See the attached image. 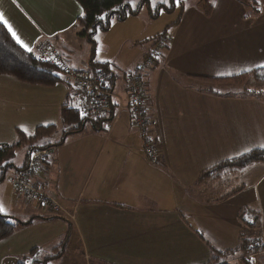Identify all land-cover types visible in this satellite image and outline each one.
Masks as SVG:
<instances>
[{"label":"crops","instance_id":"1","mask_svg":"<svg viewBox=\"0 0 264 264\" xmlns=\"http://www.w3.org/2000/svg\"><path fill=\"white\" fill-rule=\"evenodd\" d=\"M222 2L234 3L242 13L233 22H222L228 23L231 34L216 23L219 6H224L219 1L208 18L194 6L184 5L176 12L174 5L168 16L176 18L160 33L171 35L172 45L162 51L156 68L146 72L144 85L151 120L149 139L157 142L159 151L155 162L144 158L142 140L127 110L119 113L108 133L85 125L83 130L65 135L62 105L77 106L78 93H71L66 83L45 87L0 76V145L15 142L17 131L32 136L38 128H46L37 146L50 150L46 161L50 170L41 172L35 182L61 208L58 215L39 219V205L14 193L13 198L9 185L1 183L2 213L32 222L0 242V264H16L33 251L30 262H54L59 250L63 257L69 241L75 246L73 257H81L84 264H218L211 263L218 252L236 248L243 241L239 219L245 212L258 214L263 221L264 163L199 181L204 171L223 161L264 149V100L236 97L206 85L264 68L260 66L264 65V0ZM51 3L0 0V13L27 46L21 47L30 48L33 54L37 44L51 40L74 69L87 72L90 60L108 64L97 56L99 32L93 36V52L78 38L82 10L74 0ZM139 15L145 20L139 11L128 17L133 19L130 22L127 18L113 23V47L118 41L143 42L135 64L125 71L112 68L118 75L114 78L116 94L123 100V74L134 70L151 49V41L160 35L141 37L135 20ZM59 19L63 20L61 28L51 24ZM149 20H145L147 25H151ZM63 36L78 43L82 53L66 52L64 42L59 43ZM102 44L106 45L103 40ZM29 154L16 169L25 166ZM13 174L10 171L6 178ZM222 177L234 180L232 191L239 188L224 200L232 191H211L213 180L219 183ZM196 186L200 189L190 193ZM11 209L20 213L13 214ZM35 216L37 219L32 218ZM240 256L222 263L234 264L232 261L243 258Z\"/></svg>","mask_w":264,"mask_h":264},{"label":"trees","instance_id":"2","mask_svg":"<svg viewBox=\"0 0 264 264\" xmlns=\"http://www.w3.org/2000/svg\"><path fill=\"white\" fill-rule=\"evenodd\" d=\"M142 1H145V3L147 4L145 3L138 4L136 7V10L132 11L131 8H129L128 4H126L125 0H74V2L80 7L83 13V15H81L78 18V23H77V26L79 28L78 37L81 39H84L88 43V45L91 46L92 52H93V48L95 44L93 36L98 32H103L107 30L109 20L114 19L116 21L121 22L127 19L128 17H132V16L135 17L136 15H138L142 7H146L149 10V16L154 19L155 15L151 11V8H150L151 5L148 4L147 0H142ZM208 4H212V3H208ZM174 5L176 4L171 5L170 11L173 10ZM157 6H158V9L160 10L163 9L160 4H158ZM211 9H212L211 5H206L204 8V13L208 15ZM163 10L168 11V9H163ZM158 11L159 10H157V12ZM104 14H107V15L105 16L103 20L98 18ZM164 37L166 36L163 35L162 33L158 35L154 39V41L155 40L161 41L162 38ZM152 52L153 51H151V53ZM147 55L149 54H146L144 58ZM156 55H157V58L155 60L157 61L160 54H156ZM156 61H154V64L152 67H154ZM96 71L102 72L104 75L108 76L112 80V82H114L115 77L112 74L111 68L109 67L108 64H98V63L93 62V60H90L89 64H87V73L90 75ZM57 73H59V75H57ZM0 75L10 76L16 79L17 81L25 83V84L39 85V86H45V87H52L57 84H65L64 76L55 66L47 62L39 60L35 54L23 49L20 45H18L16 41L12 38L11 34L8 32V30L4 27V25L1 22H0ZM126 76H125V82H126ZM224 81H230L236 85L238 83H246L245 85L239 86L238 89L235 88L236 90L233 89V91L230 92L231 93L230 95H234L236 97L256 98V99L264 100V68H256L248 72L240 73L234 77L227 78ZM250 84H255L257 86L255 87ZM206 85L209 88L213 86L212 84H206ZM66 86L71 91V93H78L69 84H67ZM144 89H145V86L143 85V90ZM145 97H146V94H145ZM146 100H147V97H146ZM147 104H148V100H147ZM147 104H146V108H147ZM116 108L117 106L115 104H111L109 112H108V116L106 118L101 119L98 122L96 121L93 122L85 117L81 118L78 105L71 106V104L65 103L62 105V109H61V120L67 129L77 126L83 130V127L85 125H90L95 130L106 131V125L109 122H111L112 117L114 113L116 112ZM81 129L73 131V132L65 133V135L79 132ZM46 132H47L46 128H38V130L36 131V133H34V135L26 136L24 135L23 132L19 131L20 143L18 140V142L15 144H11V145L1 144L0 145V184L6 178V174L10 171L9 170L10 165H11L10 162L12 161L14 157L15 150H17L19 147L28 146L27 147L28 152H26V156L30 153V151L32 153L39 149H47V147H39V146L37 147L36 145H34L40 139H42V137L46 134ZM154 143L157 144L156 141H154ZM48 151L50 152V150ZM27 163H28V160L25 166L19 169H15L16 172H14V174L11 176L12 177L11 179H13L21 170H23L26 167ZM256 163H264V149H255L253 151L240 155L231 160L223 161L217 164L216 166L210 168L209 170L204 171L201 174L199 181L201 182L207 179H215L217 177H220V175H223L225 172L227 173L235 172L239 169L246 170L247 168L253 165H256ZM237 190H239V188ZM237 190L230 192L229 194L224 196L221 200L228 198L229 196L234 194V192H236ZM217 201H220V200H217ZM27 202H30L35 205L37 204L43 208V204H42L43 202L36 203L30 200H27ZM45 209H48V208L45 207ZM248 212L247 214L252 215V213H248ZM9 220H10L9 218L7 219L6 217L3 216V214L0 213V233L3 232V234L0 235V241H2V239L7 237L8 234L10 233L12 234L16 226L23 225L17 222L13 224V222ZM13 221L15 222V220ZM27 224L28 223H24V226H27ZM263 250H264V237L263 239L260 237H256V240L252 241L250 246L248 247L243 246V250L241 249V252H240L241 253L240 257L243 256L242 259H245L246 257H249L251 254H255L258 251H263ZM60 253L61 251L59 250L56 257ZM238 255H234V257ZM46 261L47 260L44 259V261L37 262L36 264H45ZM245 261L246 263L248 262L246 259ZM217 263L227 264V263H222V262L219 263V261ZM18 264H28V263L26 262L23 263L21 261Z\"/></svg>","mask_w":264,"mask_h":264},{"label":"rangeland","instance_id":"3","mask_svg":"<svg viewBox=\"0 0 264 264\" xmlns=\"http://www.w3.org/2000/svg\"><path fill=\"white\" fill-rule=\"evenodd\" d=\"M147 1H148V4L151 5L150 8H151L152 13L155 15V18L153 19V18H151L149 16V10L146 7H142L140 9V11L142 12L145 20H149L148 18H150L149 22H151L150 23L151 25H147V23L143 19L142 15L137 16L136 17L137 19H135V20H137V22H138V25H139V32L138 33H140L141 37H145V35H151L150 37L152 38L153 36H155L157 34H160L163 31L165 25H167L170 21H173L176 18V16H168L169 12H170V9H171V5L172 4H176V2H175V0H167V3H161V0H155V4H153L152 0H147ZM216 1H219L218 4H223L224 5V6H222V5L219 6L218 12L216 14V17H217L216 23L219 24L220 29L224 30V32L226 34H231V31H229L230 26L228 25V23L227 24H222V22L224 21V19H229L231 22H233V21H235L236 18H238L242 14L239 9H236L234 7V3H233V5L230 4V3L226 4V3H223L222 0H180L179 6L176 5L177 6L176 12H178V7H180V9H182L184 7V5H189L190 7L194 6L196 8L201 9L203 14H204V16L206 18H208V17L212 16V13L214 11L213 6L215 5L214 3ZM244 1L248 2L246 4H253V3H251L252 0H244ZM24 2H26V4H50L52 2V0H24ZM144 3H145V1L136 0V5L144 4ZM208 3H212V4H208ZM237 3L240 4L241 2L238 1ZM126 4H128L129 8H131L132 11L136 10L137 6L135 8H133L129 3H126ZM145 4H147V3H145ZM158 4H160L163 9H168V11L167 10H163V9H161V10L158 9V6H157ZM218 4H217V6H218ZM206 5H211L212 6V9H211V11H210V13L208 15H206L204 13V8H205ZM157 10H159V11L157 12ZM183 14L184 13H182L181 15H183ZM181 15H180V17H181ZM49 16H50L51 20L54 19L52 12H50ZM165 16H167V17H165ZM164 18H166L165 21H163ZM61 19L56 20L54 22L51 21V24L56 23L57 26L59 28H61L62 27V23H63L62 22L63 20H61ZM130 20H133V19L128 18L126 22H130ZM114 22L116 23V22H119V21H116L114 19L109 20V24H108L107 30L98 33L99 36H100V39H99V43H97V48H98L97 56L99 58L103 59V63L106 62V63L109 64V67L111 68L112 74L114 75L115 79L117 80L118 75L116 74V72L112 68L116 66L118 69L125 71V69L128 66H131V65L135 64L138 61V59H139V53L141 52L140 45L143 42L138 41V42H133L131 44H125V42L118 41L117 44L114 45V47H113L114 41L112 40V36H114V34H113V23ZM210 26L215 27V24H211ZM201 29L202 30H206L207 26H202ZM208 29H212V28L210 27ZM148 31H150L151 34H146V32H148ZM74 34H75V32H74ZM165 34L166 33L164 32L163 35H165ZM166 35L167 36H166L165 41L164 40H161V41L152 40V47L145 54H151V51H153V53H158L161 56L162 51H164V50L167 51L168 47L172 45V39L173 38H172L171 35L170 36L168 34H166ZM160 37H162V36H160ZM228 38L229 37L227 36L226 39H228ZM142 39H145V38H142ZM147 39H149V38H147ZM102 40L106 43V45L102 44ZM62 42H64V44L66 45V47H65L66 50H67L66 52H68V51H70V49H72V50L76 51L77 54L82 53V49L80 48V45L78 43H75L74 41H72V39L68 40V39H65L64 36H63L62 37V41H60L59 43H62ZM79 42L82 43L83 46H85L84 41H79ZM16 43H17V41H16ZM148 43H149V41H148ZM17 44L20 45L19 43H17ZM61 49H62V47H61ZM237 52H238V50H237ZM63 54L67 57V55L65 53H63ZM160 56H159V59H160ZM91 58H92V56H91ZM159 59L157 61L155 60L156 62H155L154 68H156V66L158 65ZM219 59L223 60V56L221 54L219 55ZM96 60H98V59L95 57V61ZM143 60H144V57L142 58V60L140 61V63L136 67H139V65L143 62ZM136 67L134 69H136ZM151 69H152V67L149 70H151ZM149 70H147V71H149ZM80 71L83 72V70H80ZM118 73H123V72L118 71ZM127 74L125 72L123 74V76L127 75ZM146 74L144 76H142L144 85L146 83V79H145L146 78ZM0 76H3V75H0ZM4 76H7V75H4ZM183 77H184V79H188L187 76H183ZM195 81L199 82V80H195ZM206 84H209V83L206 82ZM245 84L246 83H238L236 85V84H233L230 81H222V82L219 81V82H216V84L214 83L212 85L217 88V91L230 93V92L233 91V89L236 90L235 88L238 89L239 86H242V85H245ZM250 85H253L255 87L257 86L255 84H250ZM125 90H126V84H125V87H124V91ZM125 97H126V95H125ZM86 127L91 128L90 125H86ZM79 129H81V128H79L77 126L71 127L70 129L66 128L65 129L66 130L65 133L73 132V131H76V130H79ZM50 132H52V130H50L48 133H50ZM106 132L108 133L107 130H106ZM137 132H138V134H139V136H140V138L142 140V143H144V137H142L143 134H140L139 131H137ZM18 140H19V143H20L19 131L16 132V141L11 143V144L17 143ZM50 140L54 141L53 138L50 139ZM40 141H38L37 143H39ZM37 143L34 144V145H36V146L39 145ZM27 147L21 146L17 150H15V154H14V157H13L12 161L10 162L11 165H10V168H9V170L12 171L13 173H14V170L16 169L15 166L21 164L24 161V157H25L26 152H27ZM142 152L145 153V150L143 149V145H142ZM144 158H147V156H145ZM48 159H49V155L46 157V161ZM158 161H160V158H159ZM41 168L45 172L50 170V167H46V166H42ZM29 177H33L32 180H34V183L38 184L37 182H35L36 178L39 177V175L37 173H35L34 176L30 174ZM11 178L12 177L5 178L2 181V184L5 181L9 185L8 187L13 191V192L11 191V196L14 198V197H16L14 194H16V195L21 196V197L25 198L26 200H28L29 197L27 195L22 194L18 188H17V191L15 190V188H14L15 186L12 184V181H11L12 179ZM222 179H223V181H221L219 183H215V181L213 180L214 185H213V187L211 189L212 192L213 191H218V190H220L222 188H224V189L227 188L230 191H232L234 189V180L233 179H227V178H224V177H222ZM39 185L41 186L40 187L41 191H43L46 194V192L44 191L43 185L41 183H39ZM199 189H200V187L196 186V187L190 189L189 191H190V193H196ZM48 198L50 199L47 202V203L50 202V204L48 205L49 208L48 209H43L41 206H39V208H38L39 212H37V214L39 215V217H38L39 219H43V218H48L49 219V218L52 217L50 215H58V213L61 211V208L59 207V205L54 200H52L50 196H48ZM25 199H23V200H25ZM11 210H12L13 214L14 213H16V214L20 213V212H18L16 210H13V209H11ZM0 213L3 214V216L6 217L7 219L9 218L10 219L9 221L13 222V224H15L16 222L23 224L22 226H19V225L16 226V228H14L15 229L14 232L12 234L11 233L8 234V236L5 237L4 239H2V241L9 239L10 237L14 236L17 232H19L20 230L24 229V223H26L25 220L27 218L24 219V220H21V219L18 218L19 216H17V215L15 216V214L13 216V215H6V214H4L2 212H0ZM246 213L247 212H245L243 215L245 217H247V219H245V217L239 219V221H241V219H242V221H241L242 228H241V232L239 234V237L242 236L243 241L242 242L240 241V243H237L236 248L231 247L229 250H225V251H223L224 249H222V251L218 252V254L215 256L214 260L213 259L211 260V263L218 262V261H219V263H221L224 259H230V258L234 257V255H238L241 252V249L243 250V246H245V247L250 246L252 241L256 240V237H260V238L263 239V237H264V218H263V221H261L259 219V217L256 216L258 214L252 213V215H249V214H246ZM32 218H36L37 219L36 216L32 217ZM13 220H15V222ZM31 220L29 222H27L28 223L27 225L31 224V222H32ZM2 234H3V232L0 233V235H2ZM70 242L71 241L68 242V246L66 247V250L64 252L65 254L63 255V257H61V253H60L57 257H55V259L56 258L57 259L54 262H51V260H49L45 264H52V263L53 264H84V262L82 261L81 257H79V256L77 258L73 257L75 255V246L73 244H70ZM31 253H35V252L33 251ZM31 253L27 254L25 257L23 256L21 261L23 263L26 262V263L29 264L28 261H29V259H31V256H32ZM33 257H36V256H33ZM232 259H234V258H232ZM245 259L248 261L247 263H246ZM245 259H241V260L237 259V261L234 260L232 262L234 264L235 263H239V264H264V250L263 251H258L255 254H251L250 257H246ZM37 262H42V261H38V260H35L33 262L31 261L32 264H36ZM18 263L19 262H17L16 264H18Z\"/></svg>","mask_w":264,"mask_h":264},{"label":"built area","instance_id":"4","mask_svg":"<svg viewBox=\"0 0 264 264\" xmlns=\"http://www.w3.org/2000/svg\"><path fill=\"white\" fill-rule=\"evenodd\" d=\"M39 51L43 53V61L50 62L57 65L64 72L66 80L80 92L79 95V111L86 113L84 116L93 121H100L106 118L111 104L118 106L119 110L123 107L121 99L114 93L111 81L97 72L92 78L87 77L83 72L72 71L68 65L63 61L60 53L56 47L49 41H42L37 45V54L40 58ZM153 57H145L138 69L127 75L126 96L128 100V110L131 115L132 125L143 134L142 131L149 126V121L146 118V97L143 90L141 76L146 74V71L153 65ZM116 115L114 116V119ZM114 119L106 126L109 131L112 127ZM145 154L151 161H156L159 157L158 147L155 144L147 145L144 143ZM48 149L37 153H31L28 157L29 165L16 178L12 179V184L24 195L33 198L38 202H48V196L41 191V186L34 183L31 175H35L37 168L46 166V158ZM52 199V198H51ZM50 204V202L48 203Z\"/></svg>","mask_w":264,"mask_h":264},{"label":"bare ground","instance_id":"5","mask_svg":"<svg viewBox=\"0 0 264 264\" xmlns=\"http://www.w3.org/2000/svg\"><path fill=\"white\" fill-rule=\"evenodd\" d=\"M165 39H166V37H164V38H162V40H164L165 41ZM169 39V38H168ZM44 41H49V42H51L55 47H56V49L58 50V48H57V46L53 43V41H51V40H44ZM38 45V44H37ZM58 52H59V50H58ZM60 53V52H59ZM35 54H36V56L38 57V54H37V46L35 47ZM156 54H158V53H151V54H149V55H147L146 57H153V59H154V61H155V59L157 58V55ZM39 55H40V58L38 57V59L39 60H41V61H43L42 60V56L44 55L43 53H41L40 51H39ZM60 55H61V53H60ZM61 57H62V59H63V61L68 65V67L72 70V71H78V72H82V71H80V70H78V69H74V68H72L70 65H69V63L64 59V57L61 55ZM44 62H47V61H44ZM47 63H49V64H51V65H53V66H55L60 72H61V74L64 76V79H65V83H67V84H69L74 90H76L73 86H72V84L71 83H69L67 80H66V77H65V74H64V72L61 70V68H59L57 65H55V64H52V63H50V62H47ZM153 64H154V62H153ZM153 66V65H152ZM151 66V67H152ZM150 67V68H151ZM149 68V69H150ZM138 69V67H136V69H134L133 71H131V72H134V71H136ZM148 69V70H149ZM97 72H100V71H96V72H94V73H92V74H88L87 72H84L83 71V73L87 76V77H89V78H92ZM131 72H129V73H131ZM103 76H105V77H107L110 81H111V85H112V89H113V91H114V93L116 94V90H115V83L114 82H112V80L108 77V76H106V75H104L102 72H100ZM128 73V74H129ZM127 74V75H128ZM141 79H142V85H144V83H143V77L141 76ZM125 84L127 85V76H126V82H125ZM77 92H78V94L80 95V92L78 91V90H76ZM79 95H78V97H77V102H78V107H79ZM117 95V94H116ZM125 95H126V90H125ZM118 96V95H117ZM119 97V96H118ZM120 98V97H119ZM121 99V101H123L125 104H123V107L119 110V108H118V106H117V108H116V112L114 113V115H113V117H112V120L114 119V116L116 115V118L114 119V122H115V120L117 119V117H118V115H119V113L120 112H122V111H124V110H127L128 111V113H129V116H130V122H131V115H130V112H129V110H128V100H127V96L125 97V100H123L122 98H120ZM146 104H147V102H146ZM111 106V105H110ZM110 109V108H109ZM109 112V111H108ZM108 116V115H107ZM146 118H147V120L149 121V126H146V128L142 131L143 133H145L146 134V136H145V138H144V143H146L147 145H151V144H155L157 147H158V145L156 144V143H154V141H152L151 139H149V129H150V127H151V120L146 116ZM88 119V118H87ZM90 120V119H89ZM111 120V121H112ZM90 121H93V120H90ZM93 122H95V121H93ZM113 122V123H114ZM131 125H132V122H131ZM112 126H113V124H112ZM133 126V125H132ZM134 127V126H133ZM112 128V127H111ZM135 128V127H134ZM135 130L136 131H138L136 128H135ZM144 143H142V145H143V149H144ZM44 149H39V150H36V151H34V152H32V153H37V152H40V151H43ZM159 152V151H158ZM143 154L145 155V156H147L144 152H143ZM48 155H50V152L48 153ZM48 155H46L45 156V158L48 156ZM148 157V156H147ZM146 160H148V161H150V162H155V161H151V159H148V158H146ZM28 165H29V162L27 163V165H26V167L24 168V169H26L27 167H28ZM23 169V170H24ZM23 170H21L14 178H16ZM41 172H44V170H42V168L40 167V168H37V170H36V173L39 175V174H41ZM13 178V179H14ZM29 200H31V201H33V202H36V203H39L37 200H35V199H33V198H28ZM43 202V203H42ZM42 202H40V203H42L43 204V209H45V207H47V208H49V204L47 203V202H44V201H42ZM47 204V205H46Z\"/></svg>","mask_w":264,"mask_h":264},{"label":"snow or ice","instance_id":"6","mask_svg":"<svg viewBox=\"0 0 264 264\" xmlns=\"http://www.w3.org/2000/svg\"><path fill=\"white\" fill-rule=\"evenodd\" d=\"M13 2H15V0H13ZM126 3H129L133 8H135L137 5H136V0H125ZM176 2V5L179 6L180 4V0H175ZM152 3L155 4V0H152ZM161 3H167V0H161ZM81 15H83V13H81ZM107 14H104L100 17H98L99 19L103 20L105 18ZM0 22L4 23L5 26L8 28L9 32L12 33L13 35V38L16 39L17 43L21 44L22 47H26V45H24V43L16 36V33L12 30L11 26L8 24L7 20L4 18L3 14L0 13ZM28 51H31L30 48L27 49ZM261 67H264V65H260ZM57 75H59V73H57ZM81 118H83L86 113H81ZM107 127V126H106ZM262 147H264V145H261ZM3 211V207L0 206V212ZM245 219H247V217H245ZM29 264H31V262L29 261Z\"/></svg>","mask_w":264,"mask_h":264}]
</instances>
